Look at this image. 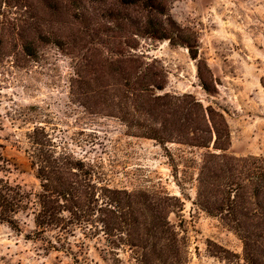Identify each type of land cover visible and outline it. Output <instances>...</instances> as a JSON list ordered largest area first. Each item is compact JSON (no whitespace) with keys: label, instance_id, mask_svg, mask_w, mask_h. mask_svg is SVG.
Returning <instances> with one entry per match:
<instances>
[{"label":"trees","instance_id":"obj_1","mask_svg":"<svg viewBox=\"0 0 264 264\" xmlns=\"http://www.w3.org/2000/svg\"><path fill=\"white\" fill-rule=\"evenodd\" d=\"M173 1L0 0V57L8 53L13 65L25 68L39 61L45 45L67 51L74 61L70 94L82 104L102 101L119 108L115 116L128 127H141L161 143L176 128L140 124L137 107L152 116L165 107L180 108L181 103L187 104L188 112L192 105L201 106L207 129H196L214 131V147L221 153H210L201 166L199 204L240 235L248 264H264V157L228 155L218 143L224 137L228 141L230 132L221 134L211 111L191 94L170 99L168 93H159L164 89L157 84L159 74L141 59L139 50L149 40L185 46L199 61L198 38L174 19ZM198 76L211 91L200 61ZM130 106L132 110L124 109ZM187 120L200 122L189 115ZM195 139V145L210 147L213 137ZM27 140L40 187L32 191L0 176V223L20 230L17 216L25 213L34 223L27 238L40 242L48 254L69 257L72 264H98L89 256L90 243L106 264H187V238L170 222L172 211L163 210L169 201L178 200L176 196L112 185L101 161L78 157L46 126H35Z\"/></svg>","mask_w":264,"mask_h":264},{"label":"rangeland","instance_id":"obj_2","mask_svg":"<svg viewBox=\"0 0 264 264\" xmlns=\"http://www.w3.org/2000/svg\"><path fill=\"white\" fill-rule=\"evenodd\" d=\"M171 14L198 38L199 61L211 91L203 87L199 61L191 57L187 47L148 40L139 52L145 55L142 61H149L160 76L157 84L164 89L159 93H168L170 99L191 94L208 108L221 134L230 132L228 141L224 137L218 143L227 148L228 155L264 157V0H174ZM11 61L8 53H2L0 176L29 190L39 189L36 170L26 151L27 132L35 126H46L58 143L78 157L101 161L112 185L176 196L178 200L169 201L163 210L172 211L170 222L187 238V264H248L240 235L198 201L201 166L210 153H221L214 147V131L196 129H207L201 106L192 105L188 112L187 104L181 103L183 98L180 108L165 107L152 116L137 107L140 124H152L161 130L181 129H174L169 140L161 143L146 136L141 127H128L115 116L119 108L99 99L96 104H82L81 98L70 94L74 61L67 51L48 44L40 48L39 61L25 68ZM103 80L101 77L100 85ZM193 97L187 101H193ZM188 115L198 117L200 122H188ZM203 135H212L210 147L195 145V137ZM17 217L20 230L0 223V264H72L69 257L48 254L40 242L27 238L34 229L32 217L25 213ZM90 244V258L106 264Z\"/></svg>","mask_w":264,"mask_h":264}]
</instances>
